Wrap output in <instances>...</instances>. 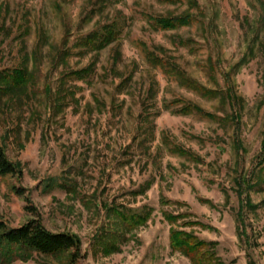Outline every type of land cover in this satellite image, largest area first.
Instances as JSON below:
<instances>
[{
  "label": "rangeland",
  "instance_id": "374dc122",
  "mask_svg": "<svg viewBox=\"0 0 264 264\" xmlns=\"http://www.w3.org/2000/svg\"><path fill=\"white\" fill-rule=\"evenodd\" d=\"M194 1L0 0V144L20 169L0 175V220L19 227L37 214L76 235V264H194L175 233L209 243L215 264H264V177L256 186L253 173L264 0ZM187 11L198 17L189 25H155ZM113 28L109 45L85 46ZM152 51L210 91L182 84ZM22 68L20 82L1 77ZM188 103L201 111H178ZM71 254L10 247L0 264H72Z\"/></svg>",
  "mask_w": 264,
  "mask_h": 264
},
{
  "label": "trees",
  "instance_id": "16d2710c",
  "mask_svg": "<svg viewBox=\"0 0 264 264\" xmlns=\"http://www.w3.org/2000/svg\"><path fill=\"white\" fill-rule=\"evenodd\" d=\"M192 6L198 5L194 0H190L189 2ZM198 19L195 14L187 11L180 16L175 17H160L155 18V25L161 29H172L176 27H182L184 25H189L193 22V20ZM117 30L109 29L106 33L99 36V34L95 35V33L91 36H88L85 39V46L90 49H102L103 47L112 43L116 37H118ZM182 45H188V40L181 41ZM149 60L155 65H161L164 67L172 76L177 77L182 84L187 87H192L196 91L200 93H208L210 89L201 86L196 80H193L188 77L187 73L173 60L168 56H160L155 53V51L149 52L148 54ZM23 68L16 69L12 74L2 75L1 77L4 80H10V78H14L13 81L20 82L23 79ZM89 67L83 70L72 72L71 74H75L78 77H85L91 73ZM19 78H21L19 80ZM3 88V87H2ZM215 91V90H213ZM230 91H232L230 87ZM221 92V91H220ZM231 97V94H230ZM181 113H188L191 111H201L199 106L193 105L191 103L186 104L183 108L178 110ZM206 114V112H203ZM207 115V114H206ZM257 164L256 171L253 173L258 176V181L254 182L256 186H259L260 180L264 177V143L262 150L258 156H256ZM20 173V169L18 164L12 162L3 145L0 144V175H15ZM263 174L262 176L260 175ZM251 180V179H250ZM239 181V180H238ZM239 187H243V182H238ZM248 204V209L253 210L258 207V205H254L250 202ZM245 203H242V208L237 214L238 220V233L242 237L249 238V232L247 233V211L245 210ZM31 212H33L34 208H29ZM34 213V212H33ZM175 218H179L176 216ZM172 234V246L175 249L183 250L188 253V256L193 260L194 264H215L213 261L214 252L208 248L209 243L206 241H202L199 238L193 239L190 234H183L182 237L178 233ZM195 238V237H194ZM193 241V244L192 242ZM0 247L1 254H3V250H9V248H19V250L36 252L38 254L44 256H55L59 255L63 252L72 251L71 254V262L72 264H76L80 257L82 242L81 240L74 234L67 232L54 233L47 229V227L43 224L41 218L36 214V218L29 220L27 223L23 224L19 227H10L4 220H0ZM215 258V257H214Z\"/></svg>",
  "mask_w": 264,
  "mask_h": 264
}]
</instances>
